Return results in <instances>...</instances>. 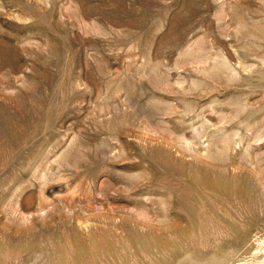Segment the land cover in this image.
<instances>
[{"label": "rangeland", "instance_id": "obj_1", "mask_svg": "<svg viewBox=\"0 0 264 264\" xmlns=\"http://www.w3.org/2000/svg\"><path fill=\"white\" fill-rule=\"evenodd\" d=\"M0 264H264V0H0Z\"/></svg>", "mask_w": 264, "mask_h": 264}]
</instances>
